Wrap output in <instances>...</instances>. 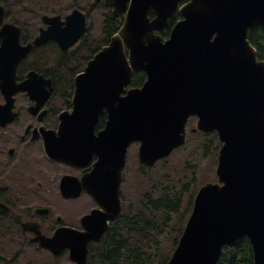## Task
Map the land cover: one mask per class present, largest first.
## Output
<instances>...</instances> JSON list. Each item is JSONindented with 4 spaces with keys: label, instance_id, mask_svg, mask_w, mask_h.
Listing matches in <instances>:
<instances>
[{
    "label": "water",
    "instance_id": "95a60500",
    "mask_svg": "<svg viewBox=\"0 0 264 264\" xmlns=\"http://www.w3.org/2000/svg\"><path fill=\"white\" fill-rule=\"evenodd\" d=\"M104 4L113 17H123L122 25L74 78L73 111L60 116V139L44 144L56 161L94 153L98 177L91 185H98L101 175L103 193H92L97 208L82 218L83 231L58 227L44 236L38 230L32 241L53 255L68 250L74 264H86L89 243L99 242L121 213L120 185L130 145H139L138 163L150 169L185 144L188 119L197 115L192 131H216L221 144L217 181L197 191L167 264H217L224 247L244 237L253 264H264V62L257 61L247 39L255 25L264 28V0ZM176 14L180 20L162 40L159 34ZM4 15L0 7V90L12 100L18 90L30 93V80L18 86L15 74L32 45L20 44L16 25L1 27ZM42 21L47 28L34 45L54 40L62 50L74 45L86 27L78 9L64 21L59 16ZM138 72L145 73V82L126 90ZM104 112L108 121L96 137L93 125ZM84 125H90L86 136Z\"/></svg>",
    "mask_w": 264,
    "mask_h": 264
},
{
    "label": "flooded vegetation",
    "instance_id": "af4514ba",
    "mask_svg": "<svg viewBox=\"0 0 264 264\" xmlns=\"http://www.w3.org/2000/svg\"><path fill=\"white\" fill-rule=\"evenodd\" d=\"M0 6L6 8L4 0H0ZM45 27L40 23L34 34L28 31L26 35L22 28V44H33L39 30ZM262 38L261 27L249 29L248 40L255 48L258 62H264ZM70 51L62 50L54 40L32 45L26 57L18 63L15 76L18 86L30 80V93L18 90L11 100L0 90V264H18L23 259L21 251L24 249L38 251L37 244L32 241L38 230L44 236H51L61 226L82 231V218L96 208L92 193H103L101 175L100 183L91 185L98 177V158L94 153L89 151L85 155L83 152L84 157L69 155L64 162L50 159L44 148L45 141L54 143L60 139L61 114L69 116L73 111L76 74L71 79L69 70L71 63L83 56L71 59ZM96 52L84 60L78 74L84 71ZM31 74L34 75L30 79ZM198 120L197 115L192 116L187 130L190 128L192 131ZM107 121L105 112L98 116L93 125L94 136L99 135ZM89 129L90 125L88 129L83 126L85 136ZM194 133L216 135L214 131ZM133 145L127 151L120 187L122 209L125 204L123 186L127 180V156ZM55 196L72 207L77 201H83L87 207L81 214L74 213L75 223L66 225L59 217L51 219L49 206L39 204V201H50Z\"/></svg>",
    "mask_w": 264,
    "mask_h": 264
},
{
    "label": "trees",
    "instance_id": "16d2710c",
    "mask_svg": "<svg viewBox=\"0 0 264 264\" xmlns=\"http://www.w3.org/2000/svg\"><path fill=\"white\" fill-rule=\"evenodd\" d=\"M81 2L86 6L85 12L88 15L105 7L103 0H81ZM178 18L177 14L170 20L167 29L161 33L163 38L168 37ZM121 23L122 17L114 18L110 12L106 13L101 28L102 38L96 41L85 35L79 44L71 49L69 52L71 59L78 58L80 54L83 56L81 60L71 63L69 70L71 79L80 71L79 68L83 66L84 60L106 44ZM262 36L261 44L264 46L263 31ZM94 44H97L95 48L92 47ZM89 49H92L91 52ZM145 79L144 73H136L132 77L130 86L140 87ZM192 136L193 134L189 138ZM202 136L205 137L202 144L208 143L214 151H217L216 135ZM197 188L198 183L194 176L186 175L178 180L166 176L164 180L155 182L136 203L124 207L98 244H90L86 264H166L190 215ZM217 264H253V252L249 240L244 237L224 247Z\"/></svg>",
    "mask_w": 264,
    "mask_h": 264
},
{
    "label": "rangeland",
    "instance_id": "374dc122",
    "mask_svg": "<svg viewBox=\"0 0 264 264\" xmlns=\"http://www.w3.org/2000/svg\"><path fill=\"white\" fill-rule=\"evenodd\" d=\"M4 1L9 11V17L22 25L26 34L29 29L35 33L41 23L40 17H38L40 14L51 15V13L57 11L67 14L74 8L87 10L81 0ZM110 10L103 7L90 14L88 19L90 38L96 41L102 38L101 28L103 27L104 15ZM96 45L93 46L96 47ZM189 126H191V123ZM204 139L205 137L201 134L193 135L182 148L174 151L167 159L148 170H141L137 162V147L133 145L127 156V180L123 186L125 203H136L143 193L152 188L155 182L164 180L166 176L171 177L173 180H178L180 177L184 178L186 175L194 176L198 187L207 182H215L217 151H213L212 146H209L208 143L200 144ZM39 204L49 206L51 208V219L59 217L61 222L66 225L75 223L74 213L81 214L87 207L83 201L74 202L72 207L70 203L59 196H55L50 201H39ZM21 252L23 259L18 264H72L67 255H63L61 258H53L49 253L40 250L24 249Z\"/></svg>",
    "mask_w": 264,
    "mask_h": 264
},
{
    "label": "bare ground",
    "instance_id": "6f19581e",
    "mask_svg": "<svg viewBox=\"0 0 264 264\" xmlns=\"http://www.w3.org/2000/svg\"><path fill=\"white\" fill-rule=\"evenodd\" d=\"M52 74V73H51ZM13 109V108H12ZM14 121V120H13ZM20 130V129H19ZM31 166V165H30ZM29 169V168H28ZM25 175V174H24ZM29 180V179H28ZM51 200V199H50Z\"/></svg>",
    "mask_w": 264,
    "mask_h": 264
}]
</instances>
